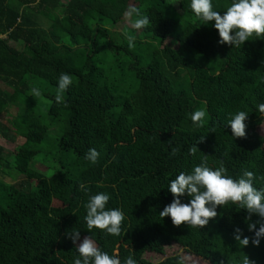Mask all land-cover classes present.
Instances as JSON below:
<instances>
[{
    "label": "trees",
    "instance_id": "1",
    "mask_svg": "<svg viewBox=\"0 0 264 264\" xmlns=\"http://www.w3.org/2000/svg\"><path fill=\"white\" fill-rule=\"evenodd\" d=\"M212 2L223 14L233 0ZM190 5L0 0V83L8 88H0V134L12 142L23 139L15 153L0 145V264H74L79 253L67 235L74 228L81 241L92 235L122 262L132 256L137 264H178V257L152 262L150 255L179 246L185 264L189 257L242 264L246 256L264 264V238L245 247L234 238L236 228L253 237L249 224L258 229L257 222H264L257 214L249 219L239 205L218 207V216L202 229L176 227L171 217L159 216L174 199L170 181L191 172L201 157L212 168L223 161L234 178L252 171L254 186L264 188V114L258 110L264 104V36L254 34L239 47L221 45L215 22L203 24ZM130 6L149 16L147 28L125 24ZM38 14L51 21L47 29ZM121 23L114 39L111 31ZM126 30L136 37L134 48ZM166 40L178 47L163 48ZM61 73L73 80L66 105L55 101ZM32 88L42 95L32 97ZM207 101L205 124L197 127L191 114ZM148 103L173 118L145 129L140 119ZM10 106L22 116L12 115ZM239 111L249 113L246 138H235L228 125ZM201 136L206 138L198 143ZM195 144L193 157L188 149ZM173 147L180 149L176 156ZM90 148L100 153L96 164L85 159ZM37 156L47 158L44 170L33 166ZM100 192L110 195L108 208L125 213L120 236L87 229L82 201ZM54 193L65 196L59 206L52 204ZM190 199L185 194L181 201Z\"/></svg>",
    "mask_w": 264,
    "mask_h": 264
},
{
    "label": "clouds",
    "instance_id": "2",
    "mask_svg": "<svg viewBox=\"0 0 264 264\" xmlns=\"http://www.w3.org/2000/svg\"><path fill=\"white\" fill-rule=\"evenodd\" d=\"M190 7L203 24L215 22L214 27L218 30L221 45L228 44L239 47L254 34L257 37L264 36V0H233L223 14L214 9L212 0H191ZM124 18L129 22L130 27L137 31L150 25L149 16L135 6H130L125 11ZM124 35L129 48H134L136 37L130 35L127 30ZM72 84L73 80L70 74H60L55 96L57 104L66 105L64 93ZM30 94L36 99L42 95L38 88H32ZM258 110L264 114V104H260ZM206 115V110L198 109L191 114L190 118L197 127H203ZM248 117L249 113L239 111L229 120L228 125H230L235 138H246ZM205 138V136H201L198 143L203 142ZM179 151L178 147H173L171 154L176 156ZM197 151V144L188 149L189 154L193 157ZM99 156L100 153L95 148H90L85 154V159L96 164ZM255 181L256 177L252 171L245 170L239 178H234L228 174V169L224 166L223 161L218 167L212 168L208 164L207 157H201V163L194 166L191 172L182 171L170 181L169 191L174 199L164 207L159 216L161 218L171 217L172 223L176 227L187 224L190 228L202 229L209 224L210 220L218 216V207L232 203L246 209L249 219L251 214H257L264 220V188L255 187ZM80 187L86 191L84 185ZM185 194L191 198L188 203L181 201ZM109 200V194L100 192L90 196L84 205L87 211L85 220L90 233L92 229L96 228L109 235H121L122 225L126 219L125 213L120 208H108ZM257 223L260 224L258 229L256 223H250L248 226L249 231L254 232V236L251 238L243 236L240 228L235 229L234 238L241 247L248 246L250 239L253 245L259 246L261 238H264V222L258 221ZM67 235L76 244L79 253L74 264H137L132 256H128L122 262L118 254L110 255L102 251L92 235L84 236L82 242H80L81 232L75 228ZM242 236L243 238H241ZM178 264H185V257L181 256ZM242 264H255V261L246 256Z\"/></svg>",
    "mask_w": 264,
    "mask_h": 264
},
{
    "label": "rangeland",
    "instance_id": "3",
    "mask_svg": "<svg viewBox=\"0 0 264 264\" xmlns=\"http://www.w3.org/2000/svg\"><path fill=\"white\" fill-rule=\"evenodd\" d=\"M67 1V0H65ZM38 18V22L40 23V25L47 29L48 25L51 24V21L49 19H46L44 15H40L38 14L37 16ZM126 25H130L128 21L125 22ZM124 25V23L122 24H119L117 26V29L116 30H112L111 31V36L115 39L116 37H118V35L121 33V30H122V26ZM163 48H177L178 47V43L177 42H172V41H169V40H166L162 46ZM3 89H8L6 86H4L2 83H0V88ZM216 96V95H215ZM215 96H213L215 99H217ZM72 102H75L74 100H72ZM204 104L202 105L201 109H205L207 107L208 104H210L208 101L207 102H203ZM153 104L152 103H148L146 105V109L140 119V124L142 125V127L145 126V129L147 130H150L148 128V126L151 128V129H157L161 124L162 122H165L169 119H172L173 116H174V113H171V111H167V112H159L157 113L154 109H153ZM9 111L12 115H18L19 117L22 116V114L20 112H18L17 110H15L13 108V106H10L9 107ZM261 119H263L264 121V118L262 117ZM261 132L262 134L264 135V122L261 126ZM23 143V139L20 138V137H17L15 138V141L12 142L10 141L9 139H7L4 135L0 134V145L5 149L6 152L8 153H15L17 151V147L20 146L21 144ZM46 157H43V156H37L36 160L33 162V166H35L36 168L40 169V170H44L46 168L45 166V161H46ZM48 162H50V160H48ZM107 175L109 174H113V171L111 170H107L106 172ZM6 182H9L11 181L10 178H6L5 179ZM89 198H84L83 201H82V206L85 207L84 205L87 203ZM63 200H65V196L63 194H60V193H54V196L52 198V204L53 205H56V206H59L61 205V203L63 202ZM82 242V241H80ZM184 250L182 249V247H179V246H175L173 247V249L171 250H168L165 252L164 255H157V254H151L150 255V259L152 262H156V261H159L161 260L162 258L166 257V256H172V257H178L180 258L181 256L185 257L184 256ZM203 260L202 259H196V258H191L189 257L186 262L187 264H205L204 262H202Z\"/></svg>",
    "mask_w": 264,
    "mask_h": 264
}]
</instances>
